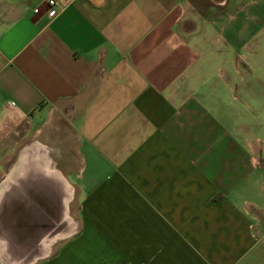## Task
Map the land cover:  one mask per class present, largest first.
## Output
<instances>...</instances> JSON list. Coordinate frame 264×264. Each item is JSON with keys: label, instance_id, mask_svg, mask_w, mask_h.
Segmentation results:
<instances>
[{"label": "crops", "instance_id": "0c3cea01", "mask_svg": "<svg viewBox=\"0 0 264 264\" xmlns=\"http://www.w3.org/2000/svg\"><path fill=\"white\" fill-rule=\"evenodd\" d=\"M56 2L0 0V264H264V120L220 46L264 0ZM60 122L66 203L11 179Z\"/></svg>", "mask_w": 264, "mask_h": 264}, {"label": "rangeland", "instance_id": "374dc122", "mask_svg": "<svg viewBox=\"0 0 264 264\" xmlns=\"http://www.w3.org/2000/svg\"><path fill=\"white\" fill-rule=\"evenodd\" d=\"M191 3H197L201 0H188ZM209 17V13L206 14ZM240 26V25H239ZM221 38L232 40L237 44L230 45L222 42L220 45L227 53V60L221 67L223 71V81L226 83L228 97L226 101L230 104H237L242 112H246L254 120H264V12L259 13L254 25L249 24L248 28H224L220 34ZM245 58L248 60L246 61ZM235 61L240 72L245 77L243 85H251L248 89L237 92L234 88L235 83L229 78L231 65ZM259 75L260 77H256ZM260 79V81H259ZM233 95L237 97L233 99ZM22 128V127H21ZM264 128V126H263ZM259 136L264 138V130L259 131ZM35 135L31 131L30 141L40 142L46 148L47 153L51 156L52 164L58 171H62L71 181V172L77 168L78 158L75 151L76 139L72 133L71 127L60 122L57 127L50 131L46 140L43 135ZM28 139V137L26 138ZM22 140L15 146L16 153L22 143L28 140Z\"/></svg>", "mask_w": 264, "mask_h": 264}, {"label": "bare ground", "instance_id": "6f19581e", "mask_svg": "<svg viewBox=\"0 0 264 264\" xmlns=\"http://www.w3.org/2000/svg\"><path fill=\"white\" fill-rule=\"evenodd\" d=\"M51 158L43 145L30 144L21 151L14 172L15 176L11 179L36 183L44 187L47 194L49 192H61L62 200L66 203L71 198V187L62 174L53 166Z\"/></svg>", "mask_w": 264, "mask_h": 264}, {"label": "built area", "instance_id": "2783aa9c", "mask_svg": "<svg viewBox=\"0 0 264 264\" xmlns=\"http://www.w3.org/2000/svg\"><path fill=\"white\" fill-rule=\"evenodd\" d=\"M46 15L48 18H54L60 11V6L56 0H45ZM34 12H38V8L33 9Z\"/></svg>", "mask_w": 264, "mask_h": 264}]
</instances>
